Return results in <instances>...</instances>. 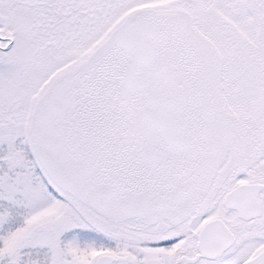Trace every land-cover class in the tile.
Wrapping results in <instances>:
<instances>
[{
    "label": "snow or ice",
    "instance_id": "obj_1",
    "mask_svg": "<svg viewBox=\"0 0 264 264\" xmlns=\"http://www.w3.org/2000/svg\"><path fill=\"white\" fill-rule=\"evenodd\" d=\"M0 264H264V0H0Z\"/></svg>",
    "mask_w": 264,
    "mask_h": 264
}]
</instances>
